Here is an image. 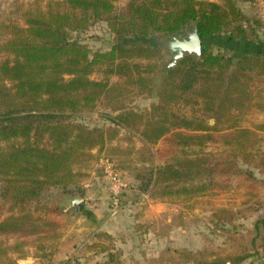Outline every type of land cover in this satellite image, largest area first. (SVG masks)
<instances>
[{
    "label": "trees",
    "instance_id": "trees-1",
    "mask_svg": "<svg viewBox=\"0 0 264 264\" xmlns=\"http://www.w3.org/2000/svg\"><path fill=\"white\" fill-rule=\"evenodd\" d=\"M19 12L21 24L0 22L7 34L0 39V198L9 204V213L0 217V233L39 232L44 220L34 213L58 211L40 203L42 191L75 182L80 174L75 168L97 160L98 151L117 135L115 126L90 128L68 120L66 114L90 111L101 97L120 90L109 83L110 75L150 91L147 81L156 67L153 60L160 57L156 36L177 35L192 23L201 40L200 56L184 54L175 66L165 68L158 101L144 121L142 114L128 109L116 119L136 128L147 142L161 139L173 148H199L192 157L156 168V196L192 198L216 187L226 192L232 179L248 188L250 196L257 181L264 185V178L258 180L247 168L264 173V153L253 151L262 139L263 122L252 128L230 124L221 133L217 124L187 118L173 109L197 98L210 109L218 100L221 106L230 102L242 107L246 99L247 105L264 109V100L249 97L245 80L255 70L264 74V52L226 55L209 49L214 38L254 42L247 36L246 18L236 0H127L123 10L116 8L114 0H33ZM96 20L106 22L114 42L106 50L90 52L71 38L70 31ZM96 70L102 74L99 79L90 77ZM218 143L225 147L219 156L202 150ZM243 210L219 207L213 218L231 222ZM258 222L264 224V218L255 226ZM172 253V259L179 260L175 263L239 264L245 257L215 256L206 249ZM38 254L48 255L44 249ZM109 258L113 259L112 253Z\"/></svg>",
    "mask_w": 264,
    "mask_h": 264
},
{
    "label": "rangeland",
    "instance_id": "rangeland-1",
    "mask_svg": "<svg viewBox=\"0 0 264 264\" xmlns=\"http://www.w3.org/2000/svg\"><path fill=\"white\" fill-rule=\"evenodd\" d=\"M126 1L114 0V4L118 10H123ZM32 2L0 0V22L21 24L19 9ZM236 4L246 18L243 26L247 36L254 42L214 38L209 49L226 55L253 50L264 52V0H236ZM70 36L85 44L90 52L106 50L114 42L103 20L70 31ZM5 38V28H0V39ZM158 50L160 57L153 60L156 67L147 81L150 91L139 84H127L123 77L110 75L109 83L120 90H112L101 97L90 111L66 114L68 120L90 128L115 126L117 135L98 151L97 160L85 168H75L80 173L75 182L64 187L50 186L42 191L40 203L58 211L34 213L44 220L39 232L0 233L3 264H194L191 261L175 263L177 259H172V250L201 249L222 257L228 253L244 255L239 264H264V224L258 222L255 226L264 218V185L260 181L256 182L250 196L248 188L237 186L240 181L236 179L230 180L226 192L216 187L192 198L156 196L154 193L159 189L156 168L177 158L192 157L193 151L199 148H173L161 139L156 143L147 142L136 128L116 119L120 111L128 109L142 114L144 121L152 104L157 103V92L165 74L164 63L170 58L163 46ZM249 76L245 79L249 97L254 101L264 100V74H257L255 70ZM90 77L99 79L102 74L96 70ZM188 95L193 98L192 93ZM247 104L246 99L242 107L230 102L221 106L218 100L210 109L203 99L197 98V102L178 103L173 109L187 118L202 120L208 125L217 124L219 132L224 133L230 124L252 128L254 124L264 123V109ZM170 108L172 110V105ZM260 135L262 139L253 151L263 154L264 132ZM223 149L224 145L218 143L202 150L219 156ZM104 157L110 160L112 173L126 184L124 188L117 191L113 188L110 175L100 162ZM247 168L258 180L264 178L259 169ZM74 197L80 199L82 207L79 209L68 203ZM8 207L9 204L0 198V217L9 213ZM219 207L244 210L236 219L223 223L213 218V211ZM101 232L106 236H99ZM40 245L48 254L46 257L38 254L43 251ZM110 253L113 254L111 260Z\"/></svg>",
    "mask_w": 264,
    "mask_h": 264
},
{
    "label": "water",
    "instance_id": "water-1",
    "mask_svg": "<svg viewBox=\"0 0 264 264\" xmlns=\"http://www.w3.org/2000/svg\"><path fill=\"white\" fill-rule=\"evenodd\" d=\"M155 40L157 47L163 46L169 54L170 58L164 63L166 68L175 66L178 59L184 54H193L197 58L200 56L201 40L196 23H192L190 27L177 35L168 34L163 39L162 36L158 35ZM68 203L73 205L75 209L82 207L78 197L69 199Z\"/></svg>",
    "mask_w": 264,
    "mask_h": 264
},
{
    "label": "built area",
    "instance_id": "built-area-1",
    "mask_svg": "<svg viewBox=\"0 0 264 264\" xmlns=\"http://www.w3.org/2000/svg\"><path fill=\"white\" fill-rule=\"evenodd\" d=\"M101 165L105 168L106 172L110 175L112 184H113V188L117 191L120 190L122 188H124L126 186V184L124 182L121 181V179L119 177H117L116 175H114L112 173L111 170V162L108 158L104 157V159H102L101 161Z\"/></svg>",
    "mask_w": 264,
    "mask_h": 264
}]
</instances>
